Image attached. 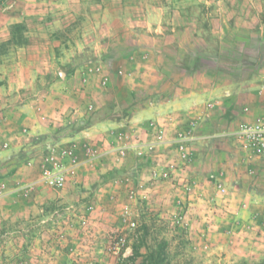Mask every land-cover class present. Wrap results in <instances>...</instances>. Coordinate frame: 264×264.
<instances>
[{
  "label": "crops",
  "instance_id": "1",
  "mask_svg": "<svg viewBox=\"0 0 264 264\" xmlns=\"http://www.w3.org/2000/svg\"><path fill=\"white\" fill-rule=\"evenodd\" d=\"M86 1L94 5L99 0ZM214 4L209 14L202 15L204 22L200 15L181 21L178 9L169 18L168 9L162 8L160 19L150 23L147 4L142 2L130 6L131 17H119L101 4L98 13L90 11L79 19V40L73 34L70 38L87 49L85 56L92 54L93 60L87 59L92 65L83 56L73 57L61 86L69 88L74 76H83L89 68L118 76L114 85L107 81L112 96L117 90L134 94L154 81L156 94L146 100L133 98L129 113L119 111V100L114 104L97 95H93V112L87 113L84 95L95 88L80 80L77 91H71L77 95L69 89L65 95L60 92L61 99L55 95L54 100L48 92L17 104H8L12 99L5 98L8 107L0 125V227L7 226L6 233L25 241H0V264H116L117 256L108 249L110 233H127L126 255L133 249L137 229L152 215L170 220L186 211L188 233L197 243L212 250L250 252L230 243L249 231L262 233L254 204L251 214L247 207L264 193L261 187L243 186L242 154L230 138L222 136L232 135L240 121L264 114V4L257 9L249 4L252 10L245 9L244 3ZM70 16L65 22L74 20ZM253 43L256 49L250 54L246 49ZM44 48L33 51L28 63L20 61L18 67L50 72L56 56L48 46ZM72 108L82 112L76 119L65 117L68 124L60 142L65 147L76 144L79 161L76 158L75 168L68 171L64 188H51L41 180L33 154L27 160L23 156L18 162L8 161L18 150L30 148L26 144L36 134L44 133V146L51 144L48 133L54 126L42 112L55 115ZM151 123L160 125L161 131ZM184 137L192 139V158L182 165L178 147ZM82 145L95 149L96 156L88 157ZM149 149L153 150L149 156L134 153ZM120 150L127 157L116 165L111 158ZM112 170L125 172L123 177L106 176ZM216 180L225 182L231 194L224 206L228 211L218 209L215 214L209 205ZM263 183L261 179L259 186ZM54 199L65 203L68 211L50 224L55 212L49 204ZM129 222H135V227ZM70 249L75 253L70 255ZM232 252L227 255L235 258Z\"/></svg>",
  "mask_w": 264,
  "mask_h": 264
},
{
  "label": "rangeland",
  "instance_id": "2",
  "mask_svg": "<svg viewBox=\"0 0 264 264\" xmlns=\"http://www.w3.org/2000/svg\"><path fill=\"white\" fill-rule=\"evenodd\" d=\"M97 2L94 5H90L86 0H0V125L5 120L4 110L8 107L5 104L6 97H11L12 99L7 102L8 104H17L21 101L24 102L25 100L33 98L38 99L47 92V94L54 96V100L57 98L61 99L60 92H64L65 95L69 89L71 95H77V93L71 91H77L76 82L78 80L86 84V87L93 84V88H95L94 91L92 88H89L84 95L87 99L85 108L87 113L93 112L94 110L93 102H96V100H93V95L101 96V99H112L114 100V104H116L115 100L117 99L120 104L119 111L129 113L134 108L133 103H130L133 98L139 97L146 100L152 98V96L156 94L157 88L153 81L148 88L134 91V94H130L128 91L124 93L117 90L114 91V96L109 95L107 89H109L110 83L108 82L111 81V84L114 85L118 80V76L116 74L109 75L94 68H89L88 72L84 73L83 76H74L75 81L71 83L69 88L61 86L63 79L67 77L65 74L67 67L73 64L75 57L80 55V59H82L83 56L85 63L92 65V63L88 61L91 60L92 54L88 53V56H85L83 52L85 53L84 50L87 49L82 50L84 46H80V41H78V44L72 40L70 35H76L74 39L79 40L77 37L78 32H76V25L79 19L87 15L90 11L98 13V11L102 10L101 4H104V6L102 5L103 8L105 6H110L114 13L117 12L119 17L125 18L131 17L133 14V10L130 7L132 4L139 5L140 2L146 3V10L150 23H154L160 19V16L163 15L164 8L168 9L166 14L169 18H172L173 10L178 9L177 15L180 17L181 21H184L190 16L200 15L202 18L203 14H209L215 6L214 2H227L228 5L244 3L247 5L245 9L250 10H252V6L257 9L259 4H264V0H99ZM249 4H252V6ZM216 11L217 10L214 8L213 13H216ZM68 13H71L69 18L74 19L70 23L65 22ZM110 21H113V19ZM202 22H204L203 18ZM113 24L116 27L120 25L119 22ZM79 36L82 37V35ZM68 40L72 42L69 43ZM71 44L73 46H71ZM43 46H48L53 55L56 56L54 59V66L50 72L32 73L28 69H21L18 67L20 61L28 63L30 59L29 56L33 51L39 48L45 49ZM255 49L256 44L253 43L246 50L252 54ZM20 53L23 54L20 55ZM65 53L67 54L64 55ZM69 71H71V69H69ZM55 95H57V98ZM122 99H126V101L122 102ZM127 99H129V101ZM115 109L117 108L115 107ZM79 110L82 112V109ZM79 110L72 108L62 112L57 109V111L61 113L55 115L53 112L49 114L42 112L44 115L43 118H46V121L54 126V130L48 133V135H51V144L44 146L42 144L43 140L47 141V139H43L44 133L36 134L32 136L26 144V146L29 145L28 147L30 148L18 150L8 161L13 160L12 162H18L23 156V159L25 158V160H27V155L33 154L31 159L34 160L36 158L38 161L37 165L41 180L45 181L43 179V172L46 168H49L53 172L65 173L67 183L69 179L68 171H73L75 167H72V164L74 165L77 159L79 161V157L77 145L71 144L72 147H65L66 145L60 142V138L62 137L60 135L65 131L66 124H68V121L65 122L64 120L65 117H68L67 119H76ZM72 115H76L75 118H72ZM259 117H264V114L254 119L240 121L237 128L235 127L236 129L233 131L232 135H225L222 137L230 138L231 143L236 146L242 154L245 165L243 170L239 171V179L243 181V186L261 187V189H263L262 193H264V183L263 186H259L260 180L264 179V154H258L254 149V144L243 138L237 132L241 124H256ZM63 122H65V124L62 125ZM151 126L153 129H157L158 132L161 131V127L157 123H151ZM27 131L28 129L24 128L22 132L26 134ZM17 135L20 134L17 133ZM117 140L123 142V138L121 137H118ZM135 140L136 139H133V142H135ZM191 140L192 139L189 137H184V139H182L181 144L185 146L187 152L185 158L179 144L178 150L182 165L190 162L192 158V148L189 143ZM37 142L41 144L38 146H36L37 144L34 145V143ZM4 146L6 147L8 144L5 143ZM82 146L85 148L84 145ZM85 149L88 157L93 158L96 156L97 151L95 149L90 147ZM91 149H93L95 153H93ZM70 150L71 154H68L66 151ZM151 152H153L152 149L144 152L141 150H134L137 157L149 156ZM126 157L127 154L120 150L119 153L111 158V161L117 165ZM154 157L156 158V156ZM124 172L123 170H112L108 171L106 176L123 177ZM77 176L79 175H74V177ZM45 183L54 189H62L65 187H54L49 185L46 181ZM224 183L221 180H216L214 184L215 191L213 195H211V205H209V207H211L210 210L215 214L218 212V209L228 211L224 206L227 207L230 202L228 196L231 194V190L228 189L227 185H225L226 183ZM219 184L225 187L227 192L222 194L219 189ZM236 198L237 195L234 196L235 200ZM243 204L246 210L248 205L246 206V202H243ZM252 204H254L253 214H255L260 222L259 225L262 227V233L256 234L249 231V233L243 237H237L236 243H230L243 248L242 250L250 248V252L248 253H237L234 252L233 249H228V251H233V255L236 256L234 258L227 255L228 251L226 250H221V248L219 250H212L209 246L197 243L194 239H191L188 233L190 225L185 218L186 211L184 214L172 216L170 220L152 215L146 224H143L137 229L138 234L133 242L132 251L129 254L117 256L116 264H151L149 260L151 254H155L159 264H264V196L253 199L250 202V205L247 207L249 214H251L250 210ZM49 209L55 212V217L49 220L50 224H53L54 221L57 222L56 218L60 217L58 215L68 211L66 204L58 199H54L49 204ZM213 214L211 216H213ZM9 225V230H11L12 224ZM6 229L7 226L6 228L0 227V241L16 243L24 240V238H18V236L12 235V233H6ZM55 234L58 236L57 233ZM136 249L139 250L140 255L134 254ZM24 253L27 254V251H24ZM69 254H72L71 249L69 250ZM48 264H51V262L49 261Z\"/></svg>",
  "mask_w": 264,
  "mask_h": 264
},
{
  "label": "built area",
  "instance_id": "3",
  "mask_svg": "<svg viewBox=\"0 0 264 264\" xmlns=\"http://www.w3.org/2000/svg\"><path fill=\"white\" fill-rule=\"evenodd\" d=\"M101 71L100 68H96ZM238 134L243 138L254 144V149L259 154H264V117H259L256 124L253 125H244L241 124L240 128L237 130ZM180 148L184 155V158L187 156L185 146L180 144ZM93 153L95 151L91 149ZM68 154H71L70 151H66ZM43 179L51 186L54 187H64L66 183V175L63 172H53L49 168H46L43 172ZM220 192L223 194L227 192L226 188L219 184ZM130 227H135V222L128 223ZM127 245V233L125 231H114L110 233L109 236V251L115 255H123ZM72 254L75 253V249H71Z\"/></svg>",
  "mask_w": 264,
  "mask_h": 264
},
{
  "label": "trees",
  "instance_id": "4",
  "mask_svg": "<svg viewBox=\"0 0 264 264\" xmlns=\"http://www.w3.org/2000/svg\"><path fill=\"white\" fill-rule=\"evenodd\" d=\"M3 44H5V43H3ZM135 253H136V255H140L139 250H137V249L134 251V254ZM149 260H150L151 264H159L158 260H156L155 254H151Z\"/></svg>",
  "mask_w": 264,
  "mask_h": 264
}]
</instances>
